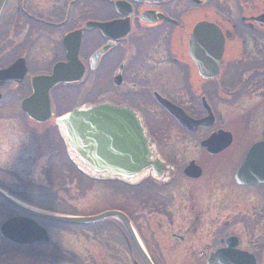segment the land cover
<instances>
[{
    "label": "flooded vegetation",
    "instance_id": "flooded-vegetation-1",
    "mask_svg": "<svg viewBox=\"0 0 264 264\" xmlns=\"http://www.w3.org/2000/svg\"><path fill=\"white\" fill-rule=\"evenodd\" d=\"M54 68L65 70L66 81L50 92L53 115L83 105L81 98L126 108L156 150L152 164H164L155 167L159 179L141 174L133 185L100 182L117 205L109 209L129 219L151 264H264V0H6L0 180L35 159L33 137L19 144L16 119L33 79L52 76ZM42 158V165L51 161ZM152 215L169 217L157 226L173 233L158 236ZM18 216L0 200V228ZM111 227L121 244L97 243L91 231L84 246L76 236L75 259L59 253L53 263L144 264L122 225ZM0 242L10 245L4 255H13L6 264H15V254L31 264L51 260L31 250L50 239L21 246L0 236Z\"/></svg>",
    "mask_w": 264,
    "mask_h": 264
},
{
    "label": "rangeland",
    "instance_id": "rangeland-1",
    "mask_svg": "<svg viewBox=\"0 0 264 264\" xmlns=\"http://www.w3.org/2000/svg\"><path fill=\"white\" fill-rule=\"evenodd\" d=\"M32 49H34V47H32ZM81 99L83 100L85 98ZM6 110L16 113L17 107L8 106V109ZM16 120L19 144L21 141H23L27 145L28 141L24 140L23 138L27 137L30 141V133L27 132V128L25 125H23L22 119L17 117ZM42 132V130H39L38 132L39 140H32L33 144L37 143L33 148V151H31V154L34 152L35 159L32 160L29 166H14L13 168H18V174L16 177L13 175L4 177L2 176L3 179L1 178L0 180V183L1 181L3 182L2 186L7 188V190H9L11 193H14L18 196L20 194H28L29 197L27 201L29 203L44 209H48L52 212L54 211L68 214L73 213L76 215H95L99 211L115 208L116 204H113V199L110 197H105L102 201L100 198L99 200H96L95 184H91V182L77 176L78 173L75 172L73 167L66 160L65 156H63L61 148L56 141L58 136L57 131L46 133L44 135V139H41ZM44 144L48 146L47 151ZM26 148L27 146L25 149ZM46 152L48 153L49 159L51 161L42 165V156L44 153L45 157L47 158ZM27 174L29 175L26 176ZM149 222H152L153 226H156L153 228H157L156 233L158 236L167 234L168 237V234L173 233V230L168 226L166 228V225L163 227L157 226V224L160 222L169 223V217H166L162 220L160 218L158 219L157 216H154L152 219L151 217L149 218ZM46 228H49L48 230L50 231V243L48 245L35 246L31 250H34V252H44L50 256L51 260H49L47 264H54L53 259L56 256H59V253H65L67 259H75L76 256L74 253L76 252L77 246L76 236H78V238L83 241L82 246H84V237L89 238L87 234H91V231L98 234L97 243H101L103 239H109L110 241L113 240L114 243L118 244L122 243L119 232L116 229H113L107 222L98 223L97 226H92L90 228L53 225L50 227L46 226ZM102 235H105V237H102ZM8 249H10V245L0 242V252H2L3 255L7 252H11V250L6 251ZM78 253L82 254V250L78 251ZM29 254H32V251ZM15 255L18 257L16 261L19 262V264H29L23 259L21 255ZM20 259L23 260L20 261ZM117 263L119 262L108 261V263L106 262L105 264ZM98 264L104 263L99 261Z\"/></svg>",
    "mask_w": 264,
    "mask_h": 264
},
{
    "label": "water",
    "instance_id": "water-1",
    "mask_svg": "<svg viewBox=\"0 0 264 264\" xmlns=\"http://www.w3.org/2000/svg\"><path fill=\"white\" fill-rule=\"evenodd\" d=\"M5 0H0V9ZM56 81L46 85V92L34 85V94L47 96L49 90L53 87ZM44 99L48 98H28L23 102V110L26 115H30L32 109V102L38 104ZM124 109H115L111 106L100 105L93 107H85L81 110H75L65 120L59 122L64 131V140L69 147L70 152L88 169H107L112 166V159L110 155L123 154L134 156L135 158L140 153V150L145 148V144L141 138L142 133L140 124L135 119V116L130 112H125L120 119L124 120L122 123H117V117L107 116L108 112L122 111ZM49 110H47V114ZM126 111V110H125ZM47 116V115H46ZM135 121H137L135 123ZM137 127V128H135ZM123 128H127V132H123ZM135 128V129H134ZM124 140L127 145L117 140ZM145 152V151H144ZM146 153L148 150L146 148ZM98 158L102 161H98ZM146 158V157H145ZM147 159V158H146ZM147 161V160H146ZM139 162H131V167L137 165ZM114 169L119 171L122 169V163H114ZM148 166H153L147 163ZM110 171V168H109ZM119 172H122L120 170ZM0 199L5 201L8 205L26 215L27 217L14 218L4 223L0 228V235L3 239L18 245H29L35 242L47 241L46 233L39 227L35 220L50 222L61 225L80 226L99 222L107 218L119 219L126 228L127 233L133 244L136 247L139 257L144 264H150V261L144 250L137 242V238L131 229V225L127 218L118 212H106L93 217H68L54 214L41 213L35 210L25 208L11 201L8 197L0 192Z\"/></svg>",
    "mask_w": 264,
    "mask_h": 264
}]
</instances>
